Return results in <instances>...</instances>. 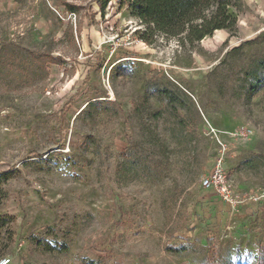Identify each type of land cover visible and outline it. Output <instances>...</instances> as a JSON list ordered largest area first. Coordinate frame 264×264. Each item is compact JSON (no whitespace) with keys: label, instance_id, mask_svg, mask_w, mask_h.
Instances as JSON below:
<instances>
[{"label":"rangeland","instance_id":"374dc122","mask_svg":"<svg viewBox=\"0 0 264 264\" xmlns=\"http://www.w3.org/2000/svg\"><path fill=\"white\" fill-rule=\"evenodd\" d=\"M232 2L234 34L190 46L146 32L125 0L104 13L87 0H0V259L264 258V83L251 93L264 80V0ZM162 89L181 109L150 95ZM240 128L251 134L230 135ZM219 142L233 209L199 186Z\"/></svg>","mask_w":264,"mask_h":264},{"label":"trees","instance_id":"16d2710c","mask_svg":"<svg viewBox=\"0 0 264 264\" xmlns=\"http://www.w3.org/2000/svg\"><path fill=\"white\" fill-rule=\"evenodd\" d=\"M87 1L96 3L101 13H104L111 2V0ZM125 2L130 15L147 27L146 32L150 31L152 34L178 39L181 44L187 43L192 46L212 36L216 31L224 30L233 35L236 30L239 6L235 10L236 6L232 0H125ZM64 5L71 13H76L78 10L75 4L65 3ZM76 33L79 34L80 29H77ZM69 37L71 43L75 45L71 29ZM145 38L142 36V39L146 40ZM28 54L32 59L43 63L64 64L60 56L51 57L32 51ZM263 83L264 80L259 78L251 93H256ZM150 95L165 101L168 106L176 110L181 109L180 97L174 92L162 89L151 92ZM5 177H7L6 174L0 176V183ZM2 227L3 224L0 222V231ZM251 264H264V258H257Z\"/></svg>","mask_w":264,"mask_h":264},{"label":"built area","instance_id":"2783aa9c","mask_svg":"<svg viewBox=\"0 0 264 264\" xmlns=\"http://www.w3.org/2000/svg\"><path fill=\"white\" fill-rule=\"evenodd\" d=\"M250 134V129L240 128L234 130L230 135L241 139L248 137ZM219 144L222 150H219V154L210 171L200 178L199 186L203 191L215 195L220 201L233 209L237 203V195L225 168L226 146L221 142ZM0 264H10V259L2 258L0 259Z\"/></svg>","mask_w":264,"mask_h":264},{"label":"crops","instance_id":"0c3cea01","mask_svg":"<svg viewBox=\"0 0 264 264\" xmlns=\"http://www.w3.org/2000/svg\"><path fill=\"white\" fill-rule=\"evenodd\" d=\"M221 31H222V30H221ZM221 31H216V33L221 32Z\"/></svg>","mask_w":264,"mask_h":264},{"label":"bare ground","instance_id":"6f19581e","mask_svg":"<svg viewBox=\"0 0 264 264\" xmlns=\"http://www.w3.org/2000/svg\"><path fill=\"white\" fill-rule=\"evenodd\" d=\"M216 33V32H215Z\"/></svg>","mask_w":264,"mask_h":264}]
</instances>
